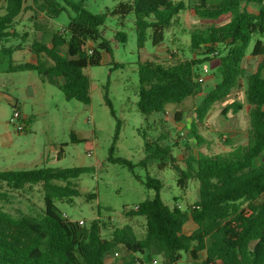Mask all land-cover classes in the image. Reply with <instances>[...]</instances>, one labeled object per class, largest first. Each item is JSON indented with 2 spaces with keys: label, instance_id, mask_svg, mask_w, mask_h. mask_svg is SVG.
I'll return each instance as SVG.
<instances>
[{
  "label": "trees",
  "instance_id": "trees-1",
  "mask_svg": "<svg viewBox=\"0 0 264 264\" xmlns=\"http://www.w3.org/2000/svg\"><path fill=\"white\" fill-rule=\"evenodd\" d=\"M4 1V14H0V73L35 71L43 83L58 86L67 100L88 105L90 79L85 71L100 66L103 54L111 53V41L105 36L109 18H118L124 27L127 17L132 15L137 46L142 50L148 40L154 47L163 45L165 31L174 26L181 12L188 10L202 23L200 29L191 33L190 49L195 56L168 64L157 59L139 62V111L148 121L153 114L165 113L170 104L179 105L200 95L203 86L196 80L198 70L209 62L216 65V83L195 109L190 138L199 143L197 129L205 124L213 106L242 89L245 80L250 111L247 141L229 153L199 158L188 155L182 161L185 169L170 157L183 192L189 181L199 184V199L194 206L184 210L178 206L170 208L160 196L162 181L147 177L144 184L156 192L154 198L127 213L129 217L146 220L143 238L137 236L130 224L115 228L110 238H104L100 219L86 227L71 221L58 208L57 202H71L79 196L72 181L92 168L0 171V264H108L107 257L115 251L124 253L119 264H151L155 257L165 264H178L183 254L186 264H264V161L256 164L264 158L261 39L251 51L252 57L261 58L256 70L246 75L243 67L253 37L264 38V0H130L98 14L87 9L85 0H31L28 6L26 0ZM26 11L53 21L66 11L69 23L52 35L50 44L33 40L26 45L29 34L20 35L15 29L18 17ZM227 16L228 22L217 24ZM126 38V33L117 32L114 40L126 43ZM17 39L20 42L13 44ZM26 49L36 56L35 63L14 60L15 53ZM59 78L63 83L58 82ZM105 103L115 116L108 95ZM229 107L234 112L243 108L238 102ZM120 129L118 121L109 161L133 171L129 160L112 156ZM72 140L82 141L75 133ZM150 146L146 143L147 151ZM170 152V146L156 144L148 159H159V166L164 168ZM63 153L61 148L59 158ZM36 185L43 189L42 216L13 217L3 210L1 203L9 198L5 187L23 191ZM89 197L95 199L96 195ZM189 224L192 228L187 231Z\"/></svg>",
  "mask_w": 264,
  "mask_h": 264
},
{
  "label": "rangeland",
  "instance_id": "rangeland-1",
  "mask_svg": "<svg viewBox=\"0 0 264 264\" xmlns=\"http://www.w3.org/2000/svg\"><path fill=\"white\" fill-rule=\"evenodd\" d=\"M128 1L130 0H85V3L90 12L98 14ZM30 3L31 0H26L25 6ZM4 6L5 1L0 0V13L4 12ZM67 11L72 15L70 9ZM229 20V16L222 17L217 24H224ZM68 23L69 14L66 11L54 21L42 14L33 16L32 11H26L18 17L15 29L20 35L29 34L26 45H30L33 40L50 44L52 35L66 28ZM120 24L118 18L108 19L105 36L111 41V53L103 54L100 66L90 67L85 71L90 79L91 103L88 105L74 99L67 100L58 86L43 83L35 71L0 73V171L48 167L92 168L91 172L72 181L79 196L71 202H57L58 208L71 221H84L83 226L86 227L93 220L100 219L104 238H110L115 228L127 224L134 227L139 238H143L146 220L142 217H129L127 213L135 210L140 203L154 198L156 192L144 184L147 177L162 181L160 196L170 208L178 206L184 210L194 206L199 199V184L191 180L183 192L178 187L177 173L170 165V157L185 169L182 161L188 155L199 158L204 155L227 154L238 145L246 143L250 106L246 101L245 80L242 89L213 106L205 124L197 129L201 137L199 143L190 138L195 109L216 83V65L209 62L201 65L198 70L200 74L204 65L209 68L200 95L190 97L179 105L170 104L165 113L153 114L147 121L137 105L138 63L146 59H157L159 63L168 64L194 57L195 53L190 49L191 33L200 29L202 23L190 11L181 12L174 26L165 31L166 44L159 51L150 40L142 50L138 49L132 15L127 17L124 27ZM117 32L126 33V43L114 40ZM258 39L264 42V38L255 35L243 62L246 75L256 70L258 59L253 58L250 53ZM19 42L17 39L12 43ZM62 53L66 54L65 49ZM14 58L17 63L36 62V56L27 49L16 53ZM58 82L62 83V78ZM106 95L112 103L115 116L105 103ZM15 99L28 116L24 118L26 130L20 133L14 127L17 122H12L16 105L13 107L11 103ZM234 102L240 103L242 110L234 112L229 109ZM118 121L121 129L112 156L129 160L133 171L109 161ZM72 133L82 141L73 142ZM146 143L151 145L149 151ZM156 144L171 147L170 156L165 157L164 168L159 166V159H148L149 154L155 151ZM61 148L64 153L59 158ZM89 153L92 155L88 156ZM262 161L264 158L258 159L256 164L259 165ZM4 189L9 195L8 201L1 203L6 213L13 217L42 216L44 198L41 185L23 191L6 187ZM91 194L96 195V198L90 199ZM191 228L189 224L186 230L190 231ZM115 252L107 257L108 264L121 262L124 253L117 251L119 255L115 256ZM154 259L158 264H165L160 257ZM178 264H186L185 254Z\"/></svg>",
  "mask_w": 264,
  "mask_h": 264
},
{
  "label": "built area",
  "instance_id": "built-area-1",
  "mask_svg": "<svg viewBox=\"0 0 264 264\" xmlns=\"http://www.w3.org/2000/svg\"><path fill=\"white\" fill-rule=\"evenodd\" d=\"M89 52L91 53L92 49H90ZM214 54L216 55L217 53L215 52ZM203 67H204L203 71L198 75V77L196 79L197 82H199V83H203L206 76L209 73V68L206 65H204ZM24 121L25 120L23 119L20 110L18 108H16V106H15L14 111H13V116H12V122H17V123H14V127H15L17 132L20 133V132H24L26 130V124ZM91 155H92L91 153L88 154V156H91ZM79 223L81 225H83L84 221H80ZM118 255H119V253L116 252L115 256H118ZM151 264H158V261L154 260Z\"/></svg>",
  "mask_w": 264,
  "mask_h": 264
},
{
  "label": "crops",
  "instance_id": "crops-1",
  "mask_svg": "<svg viewBox=\"0 0 264 264\" xmlns=\"http://www.w3.org/2000/svg\"><path fill=\"white\" fill-rule=\"evenodd\" d=\"M3 10H4V7H3ZM0 14H4V12H3V13H0ZM43 16H44V15H43ZM51 21H53V20H51ZM165 44H166V43L164 42L163 45H161V46H159V47H156V50H157V51L162 50L161 48L164 47ZM23 51H25V50H23ZM21 52H22V51H21ZM174 52H176V50H175ZM17 53H19V52H17ZM15 54H16V53H15ZM15 54H14V56H15ZM157 54H158V53H157ZM250 55H251V53H250ZM14 56H13V57H14ZM247 56H248V54H247ZM247 56H246V57H247ZM253 58H257V57H253ZM257 59H258V63H259V62L261 61V58H257ZM14 60H15V58H14ZM15 61H16V60H15ZM32 63H33V62H32ZM59 79H60V78H59ZM40 80H41V79H40ZM62 80H63V79H62ZM59 83H60V82H59ZM62 83H63V82H62ZM11 104L14 105V106L16 105V107L21 106V104L19 103V101L16 100V99H15V102H14V103H11ZM18 105H19V106H18ZM19 109H20V111H21V109H22L21 114H22L23 119H24V118H28V116H27L26 114L23 113V107L21 106ZM107 262H108V261H107Z\"/></svg>",
  "mask_w": 264,
  "mask_h": 264
}]
</instances>
